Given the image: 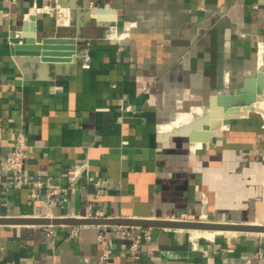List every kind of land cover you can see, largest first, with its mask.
<instances>
[{"label": "crops", "instance_id": "0c3cea01", "mask_svg": "<svg viewBox=\"0 0 264 264\" xmlns=\"http://www.w3.org/2000/svg\"><path fill=\"white\" fill-rule=\"evenodd\" d=\"M85 10L111 12L124 38L106 39ZM31 12L38 37L81 25L70 63L11 54ZM260 60L264 0H0V163L22 132V178H49L31 195L0 170V219L264 225V96L198 146L162 129L186 103L240 87ZM197 232L0 225V264H264V234Z\"/></svg>", "mask_w": 264, "mask_h": 264}, {"label": "water", "instance_id": "95a60500", "mask_svg": "<svg viewBox=\"0 0 264 264\" xmlns=\"http://www.w3.org/2000/svg\"><path fill=\"white\" fill-rule=\"evenodd\" d=\"M70 12L78 8L69 3ZM105 10L96 12H83L84 18L89 14H100ZM72 16V15H71ZM81 26V25H80ZM78 26L76 35L72 37L43 36L38 37L35 25V16H30L22 23L20 36L9 38L10 52L13 56L37 58L39 63L57 65L70 63L76 54L78 38L81 27ZM264 96V70H259L250 78L243 80L242 85L230 93H220L211 96L206 104L207 112L186 125L171 130L169 136L186 137L191 143H205L221 124L237 118L240 112H249L256 100ZM235 114V115H234ZM0 225H33V226H124L139 228H157L181 231L203 232H231L264 234V225L216 223L206 221H189L177 219L164 220H133L110 218H84V219H0Z\"/></svg>", "mask_w": 264, "mask_h": 264}, {"label": "bare ground", "instance_id": "6f19581e", "mask_svg": "<svg viewBox=\"0 0 264 264\" xmlns=\"http://www.w3.org/2000/svg\"><path fill=\"white\" fill-rule=\"evenodd\" d=\"M56 3H58V0H54ZM68 3V2H67ZM68 7V6H67ZM91 9V8H89ZM96 10V9H94ZM114 11V10H113ZM63 12L65 14H68L67 9L63 8ZM75 13V12H74ZM111 12L109 11H104L102 12L100 15L93 13L91 15H93L94 17L97 18V20H99L101 23L109 26L110 31H107L104 33V36L106 39L109 40H113V41H119L122 38H124L123 33L117 32L116 31V26H115V20L112 14H110ZM34 14L31 12L30 16H33ZM98 15V16H97ZM29 16V17H30ZM88 16L89 13H88ZM75 17V16H74ZM56 22V21H55ZM57 23V22H56ZM77 27V26H76ZM21 57V56H19ZM23 58V63L24 64H31V62H35L36 60H38L37 58H33V57H22ZM21 59V58H19ZM37 63V62H36ZM34 64V63H33ZM73 64V63H72ZM259 70H264V62H262L261 60L259 61ZM28 69V68H27ZM45 76V75H44ZM207 112V108L204 107L202 104L190 101L188 103H186L183 107V109L178 112L175 117L173 118V120L169 123H167L162 129L164 130H169L170 128L174 127V128H178L186 123H188L190 121V116L193 115L194 113H205ZM198 115V114H197ZM235 115V114H234ZM200 116V114H199ZM202 116V115H201ZM229 121V120H228ZM224 122L221 124V127L224 126ZM161 129V130H162ZM194 146H198L200 143H192ZM194 236H197L198 232L197 231H193ZM227 232H206L204 233V235L206 237H211L213 236V234H224ZM193 236V235H192Z\"/></svg>", "mask_w": 264, "mask_h": 264}, {"label": "built area", "instance_id": "2783aa9c", "mask_svg": "<svg viewBox=\"0 0 264 264\" xmlns=\"http://www.w3.org/2000/svg\"><path fill=\"white\" fill-rule=\"evenodd\" d=\"M26 146V137L22 132H17L14 138V142L10 148V150L6 153L3 161L0 163V170L3 173H10L12 174L13 181L19 187H30L31 188V195H33L32 189L39 188L43 186L49 185V178L44 179H35L26 181L22 178L23 166H24V159L25 153L24 149ZM97 216L100 214H96ZM183 220V219H177ZM147 237V234L145 235ZM136 242L132 245V248H135ZM105 260V257H101L99 259L98 264H102ZM244 264H252L249 260H246Z\"/></svg>", "mask_w": 264, "mask_h": 264}, {"label": "rangeland", "instance_id": "374dc122", "mask_svg": "<svg viewBox=\"0 0 264 264\" xmlns=\"http://www.w3.org/2000/svg\"><path fill=\"white\" fill-rule=\"evenodd\" d=\"M257 107H258V109L264 107V103H259ZM197 114H198V115H197ZM199 114H200V116H199ZM203 114H206V112H205V113H194L193 115L190 116V121H189V122H191L192 120H194V119H196V118L201 117V115H203ZM189 122H188V123H189ZM188 123H186V124H188ZM186 124H184V125H186ZM182 126H183V125H182ZM180 127H181V126H180ZM172 128H174V127H172ZM178 128H179V127H178Z\"/></svg>", "mask_w": 264, "mask_h": 264}]
</instances>
